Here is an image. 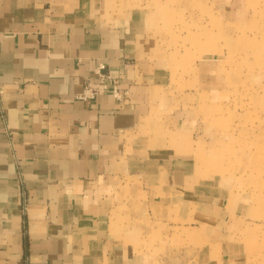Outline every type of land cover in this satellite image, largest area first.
<instances>
[{"label":"crops","instance_id":"0c3cea01","mask_svg":"<svg viewBox=\"0 0 264 264\" xmlns=\"http://www.w3.org/2000/svg\"><path fill=\"white\" fill-rule=\"evenodd\" d=\"M168 15L136 0H0V264H264L242 239L254 190L202 166L223 148L209 114L221 52L170 62Z\"/></svg>","mask_w":264,"mask_h":264},{"label":"rangeland","instance_id":"374dc122","mask_svg":"<svg viewBox=\"0 0 264 264\" xmlns=\"http://www.w3.org/2000/svg\"><path fill=\"white\" fill-rule=\"evenodd\" d=\"M229 1L216 2V9L221 10V21L210 19L215 18V0H136V6L168 10L167 21L158 23L166 29V36L158 40L159 49L168 53L170 62L184 60L195 65L200 56H212L214 49L221 52L224 85L218 103L225 106L215 110L212 106L209 114L213 115L211 127L215 129L212 131L216 130V140L220 141L217 143L223 148L218 147L219 152L215 148L207 152L211 153L207 157L215 164L202 166L207 173L235 175L240 186L246 188L248 183L254 190L249 204L256 211L244 215L253 223L249 225L253 229H245L242 239L245 241L246 236L249 243L252 241L249 247L254 250L250 249V254L257 256L264 253V212H260L264 208V118H261L264 115L261 98L264 94V85H261L264 83V0H234V7L243 11L239 21L228 20ZM222 12H227L223 19ZM230 32L237 34L230 37ZM231 39L237 40V46L233 47ZM209 51V55H204ZM207 78L212 80L213 77ZM244 108L251 113L245 115ZM248 176H253V181ZM223 183L229 186V181Z\"/></svg>","mask_w":264,"mask_h":264},{"label":"built area","instance_id":"2783aa9c","mask_svg":"<svg viewBox=\"0 0 264 264\" xmlns=\"http://www.w3.org/2000/svg\"><path fill=\"white\" fill-rule=\"evenodd\" d=\"M100 84V83H99ZM99 84H96L94 86H85L80 93V98H92L99 90Z\"/></svg>","mask_w":264,"mask_h":264}]
</instances>
